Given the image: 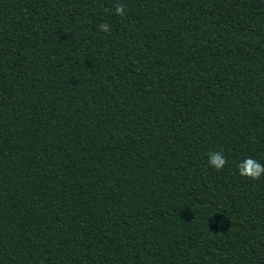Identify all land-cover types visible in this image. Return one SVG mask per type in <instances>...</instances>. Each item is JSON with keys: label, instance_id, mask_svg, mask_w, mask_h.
Segmentation results:
<instances>
[{"label": "trees", "instance_id": "1", "mask_svg": "<svg viewBox=\"0 0 264 264\" xmlns=\"http://www.w3.org/2000/svg\"><path fill=\"white\" fill-rule=\"evenodd\" d=\"M248 157L264 0H0V264H264Z\"/></svg>", "mask_w": 264, "mask_h": 264}, {"label": "clouds", "instance_id": "2", "mask_svg": "<svg viewBox=\"0 0 264 264\" xmlns=\"http://www.w3.org/2000/svg\"><path fill=\"white\" fill-rule=\"evenodd\" d=\"M115 14L123 16L125 14V5L117 4L115 7ZM98 28L100 31L107 33L110 30V25L108 23H102L98 25ZM208 156L209 165L217 171L222 170L228 163V160L222 151L211 152ZM237 170L240 176L253 181L259 180L262 176H264V164L259 163L251 157H248L243 162L238 163Z\"/></svg>", "mask_w": 264, "mask_h": 264}]
</instances>
